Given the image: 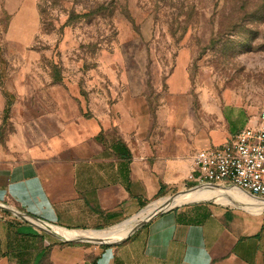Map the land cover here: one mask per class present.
Returning <instances> with one entry per match:
<instances>
[{"label": "crops", "instance_id": "crops-1", "mask_svg": "<svg viewBox=\"0 0 264 264\" xmlns=\"http://www.w3.org/2000/svg\"><path fill=\"white\" fill-rule=\"evenodd\" d=\"M123 86L90 116L78 107L58 114L56 134L0 164V264H264V217L239 221L202 203L162 213L154 205L191 188L195 154L228 142L251 114L221 100L195 107L183 59L153 111L139 83ZM228 190L206 194H216L213 204L264 213L262 201ZM109 227L113 242L139 228L118 244L61 237Z\"/></svg>", "mask_w": 264, "mask_h": 264}, {"label": "rangeland", "instance_id": "rangeland-1", "mask_svg": "<svg viewBox=\"0 0 264 264\" xmlns=\"http://www.w3.org/2000/svg\"><path fill=\"white\" fill-rule=\"evenodd\" d=\"M182 59L195 107L221 100L256 115L264 108V0H0V164L56 134L58 114L78 107L90 116L123 84L139 83L153 111ZM213 189L153 203L159 212L177 194L186 200L176 206L209 201L192 198ZM202 204L239 221L264 217ZM109 229L61 237L110 239Z\"/></svg>", "mask_w": 264, "mask_h": 264}, {"label": "built area", "instance_id": "built-area-1", "mask_svg": "<svg viewBox=\"0 0 264 264\" xmlns=\"http://www.w3.org/2000/svg\"><path fill=\"white\" fill-rule=\"evenodd\" d=\"M186 181L191 188L222 185L264 202V108L218 148L198 151Z\"/></svg>", "mask_w": 264, "mask_h": 264}, {"label": "bare ground", "instance_id": "bare-ground-1", "mask_svg": "<svg viewBox=\"0 0 264 264\" xmlns=\"http://www.w3.org/2000/svg\"><path fill=\"white\" fill-rule=\"evenodd\" d=\"M220 187L225 188V186H222V185H202V186H197V187H194V188H190V189L184 190V192L191 191V190H196V189H207V188L210 189V188H220ZM184 192H181V193H184ZM192 199H200V200L213 199V200H216V194L215 193H212V194H206V193L204 194V193H202V194H198L196 198L193 197ZM184 200H186V198H182V197L178 196V194H177L172 199L165 201V203H167V202L170 203L169 204L170 208H167L166 210L171 209L174 206L176 207L177 204H181L182 202H184ZM205 202L212 203L213 201H199V202L195 201V202H189V203H186V204L205 203ZM166 210H163V211H166ZM163 211H159V212H163ZM99 237H101V236H99ZM75 239H79V238H75ZM100 241H103V242H108V241L111 242L112 241L113 242L114 239L112 237L109 239V238H106V237L103 236V237H101Z\"/></svg>", "mask_w": 264, "mask_h": 264}, {"label": "water", "instance_id": "water-1", "mask_svg": "<svg viewBox=\"0 0 264 264\" xmlns=\"http://www.w3.org/2000/svg\"><path fill=\"white\" fill-rule=\"evenodd\" d=\"M173 208H175V207H173ZM173 208H171V209H173ZM168 210H170V209H168ZM145 223H147V222H145ZM145 223H142L139 227L143 226ZM139 227H137V228H139ZM137 228H135L134 230H132V232L126 238H124V239H127ZM124 239L119 240V241H116V242H103V241H100V240H97V239H92V238H89V239L80 238V239H77V241H89V242L100 243V244L101 243L102 244H107V243H110V244H118V243L122 242Z\"/></svg>", "mask_w": 264, "mask_h": 264}]
</instances>
